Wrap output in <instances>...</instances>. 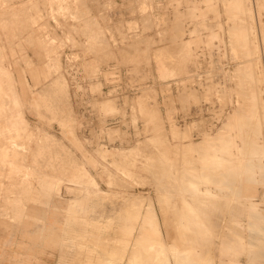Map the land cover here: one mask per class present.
<instances>
[{"label":"rangeland","instance_id":"1","mask_svg":"<svg viewBox=\"0 0 264 264\" xmlns=\"http://www.w3.org/2000/svg\"><path fill=\"white\" fill-rule=\"evenodd\" d=\"M0 264H264V0H0Z\"/></svg>","mask_w":264,"mask_h":264},{"label":"bare ground","instance_id":"2","mask_svg":"<svg viewBox=\"0 0 264 264\" xmlns=\"http://www.w3.org/2000/svg\"><path fill=\"white\" fill-rule=\"evenodd\" d=\"M257 125L259 126V123H258V121H257ZM260 132V131H259ZM257 133V132H256ZM204 142V141H203ZM244 146L246 147V145H245V143H244ZM249 148V147H248ZM12 176V175H11ZM189 178V177H188ZM193 180V179H192ZM198 187V186H197ZM66 199V198H65ZM73 203V202H72ZM135 205V204H134ZM140 205V204H139ZM133 206V205H132ZM136 206V205H135ZM142 206V205H141ZM72 209V208H71ZM262 209V208H261ZM257 213H258V211H257ZM256 213V214H257ZM77 214V213H76ZM259 216L261 215V214H258ZM70 216V215H69ZM76 216V215H75ZM257 216V215H256ZM261 217V216H260ZM95 218V217H94ZM97 218H98V216H97ZM262 218V217H261ZM101 219H91L90 217L88 218V223L87 224H89L90 226H92L93 228H96L97 226H99V225H103V226H105V227H109L112 223H111V221H110V217L107 219V220H105V221H103V222H101L100 221ZM147 227H149V226H147ZM251 247V246H250ZM173 250V249H172ZM172 250H171V252H172ZM34 254V253H33ZM165 254H167V253H165ZM173 254V253H172ZM176 254V253H175ZM171 257V256H170ZM169 257V258H170ZM6 258V257H5ZM4 258V259H5ZM172 258V257H171ZM31 259V258H30ZM173 259V258H172ZM8 260V259H7ZM174 260V259H173ZM1 261H2V259H1ZM170 261V260H169ZM185 261V260H184ZM170 263V262H169ZM188 263V262H187Z\"/></svg>","mask_w":264,"mask_h":264},{"label":"crops","instance_id":"3","mask_svg":"<svg viewBox=\"0 0 264 264\" xmlns=\"http://www.w3.org/2000/svg\"><path fill=\"white\" fill-rule=\"evenodd\" d=\"M41 232H43L44 237H45V238L47 237L46 239H49V240L52 238L51 235H54V234L51 233V232L49 233L48 230H41ZM41 232H40V233H41ZM40 233H38L39 236H40ZM45 233H47V234L45 235Z\"/></svg>","mask_w":264,"mask_h":264}]
</instances>
